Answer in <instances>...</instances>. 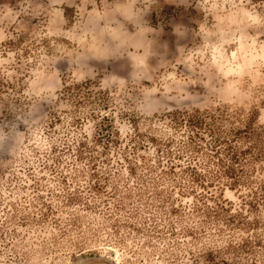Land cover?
Returning <instances> with one entry per match:
<instances>
[{
	"label": "rangeland",
	"instance_id": "obj_1",
	"mask_svg": "<svg viewBox=\"0 0 264 264\" xmlns=\"http://www.w3.org/2000/svg\"><path fill=\"white\" fill-rule=\"evenodd\" d=\"M216 110L262 158L171 185ZM0 264H264V0H0Z\"/></svg>",
	"mask_w": 264,
	"mask_h": 264
},
{
	"label": "trees",
	"instance_id": "obj_2",
	"mask_svg": "<svg viewBox=\"0 0 264 264\" xmlns=\"http://www.w3.org/2000/svg\"><path fill=\"white\" fill-rule=\"evenodd\" d=\"M230 115L222 110L174 114L170 121L174 124V130L183 131L180 136L183 140L174 143L173 152V141L160 144L151 139L152 143L163 146L160 154L164 153L167 159L185 160L186 165L180 171L174 173V167L167 166L166 171L161 173L168 183L180 187L185 185L186 189L196 186L206 192L222 180L233 187L247 182L248 168L262 158V153H258L256 147L260 135L250 125L235 127L233 120L238 124L240 122ZM242 143H245L244 146H241ZM198 198L202 200L206 197L200 195ZM216 206L225 212L224 207Z\"/></svg>",
	"mask_w": 264,
	"mask_h": 264
}]
</instances>
